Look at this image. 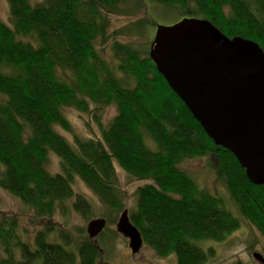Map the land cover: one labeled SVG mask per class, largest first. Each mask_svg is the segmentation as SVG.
I'll return each instance as SVG.
<instances>
[{"label":"trees","instance_id":"1","mask_svg":"<svg viewBox=\"0 0 264 264\" xmlns=\"http://www.w3.org/2000/svg\"><path fill=\"white\" fill-rule=\"evenodd\" d=\"M6 1L9 25L0 21V189L28 207L42 229L22 239L16 221L3 217L0 264H110L104 260L108 247L103 251L96 238L73 242L50 220L57 212L63 218L94 215L86 197L74 194L76 179L105 206L106 224L115 220L125 194L114 161L134 180L150 182L134 190L127 211L143 245L158 257L207 264L216 253L206 244L221 243L240 227L220 197L179 167L207 156L238 214L264 239V184H251L232 154L206 136L157 72L147 45L153 19L198 18L264 52V0ZM111 16L129 20L110 32ZM136 38L145 39L142 48L132 42ZM112 106L116 114L103 126L101 116ZM70 108L92 119L100 137L73 135L70 143L60 135L57 129L72 131L65 114ZM50 154L58 158L55 173L46 168Z\"/></svg>","mask_w":264,"mask_h":264},{"label":"water","instance_id":"2","mask_svg":"<svg viewBox=\"0 0 264 264\" xmlns=\"http://www.w3.org/2000/svg\"><path fill=\"white\" fill-rule=\"evenodd\" d=\"M148 56L167 86L213 144L232 154L247 180L264 184V52L241 37L228 38L209 21L183 18L155 25ZM104 218L87 223L89 239L105 228ZM116 232L132 255L143 241L124 209ZM252 258L264 264L258 253Z\"/></svg>","mask_w":264,"mask_h":264},{"label":"rangeland","instance_id":"3","mask_svg":"<svg viewBox=\"0 0 264 264\" xmlns=\"http://www.w3.org/2000/svg\"><path fill=\"white\" fill-rule=\"evenodd\" d=\"M40 0H30V2H38ZM111 19V28L118 27L127 23L129 19L124 17L115 16ZM115 17V18H114ZM156 24L170 25L174 23L175 18H163L153 19ZM0 21L9 25L8 4L6 0H0ZM155 27L149 26L147 33L150 41L154 36ZM134 42L138 47L142 48L145 44L144 38H136ZM105 51L109 52L108 48ZM107 54V52H106ZM109 55V53L107 54ZM1 99V97H0ZM92 108V105H90ZM67 119L71 124L72 131L66 132L62 129H57L58 133L65 137L70 143H73V135H78L83 138L100 137L97 124L90 119L86 114H82L74 109L65 110ZM116 114L115 107H110L105 110L101 116V124L107 126L108 122ZM146 144L150 148H154L153 143L149 138L145 139ZM115 175L118 184L123 188L125 199L124 209H128L134 203L133 192L139 186H144L150 183L149 181L134 180L121 170L117 163L114 161ZM180 169L187 172L188 175L194 180V182L202 189L206 190L212 195L220 197L226 207L231 213L240 220V227L238 230L231 233L223 242L218 244L208 243L207 246L214 248L215 257L210 259L207 264H235L241 262L242 264H261L252 258L254 252L260 254L264 259V239L249 222L241 218L238 214L234 204L230 202L229 196L225 188L216 180L215 174L211 171L210 157L197 158L192 160H186L180 166ZM49 172L55 173L58 171V158L50 154L46 165ZM74 194L85 196L91 203L93 210V216L89 219L70 213L67 218H63L59 212L56 216L50 220L53 224L56 223L57 227L63 231H67L77 242L82 238L89 239L86 233L87 223L96 218H105V206L100 203L96 196H94L84 184L76 179L73 185ZM120 213L115 214V220H112L110 224H106L105 228L96 237V243H99L100 248L105 253L104 260L110 264H176L175 257L173 255L167 258L158 257L149 247L143 245L140 252L132 255L128 247V240L122 235L118 234L115 229L116 222ZM114 213L111 214V217ZM3 217L14 219L16 221L17 231L22 239H29L34 233L42 229L35 218L32 220L31 210L23 206L22 202L10 196L8 193L0 189V221ZM107 220V219H106ZM105 220V221H106ZM45 221V220H44ZM93 240V239H90ZM207 248V247H204ZM206 264V263H205Z\"/></svg>","mask_w":264,"mask_h":264}]
</instances>
